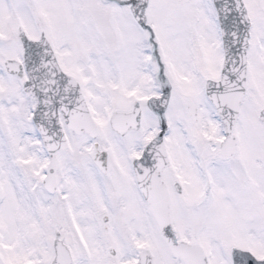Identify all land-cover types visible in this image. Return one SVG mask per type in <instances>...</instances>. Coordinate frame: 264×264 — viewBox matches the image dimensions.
I'll use <instances>...</instances> for the list:
<instances>
[{"label": "snow or ice", "instance_id": "6c2138e0", "mask_svg": "<svg viewBox=\"0 0 264 264\" xmlns=\"http://www.w3.org/2000/svg\"><path fill=\"white\" fill-rule=\"evenodd\" d=\"M0 264H264V0H0Z\"/></svg>", "mask_w": 264, "mask_h": 264}]
</instances>
